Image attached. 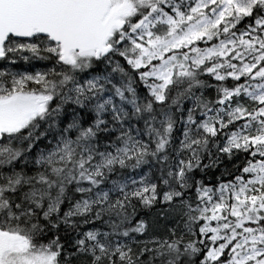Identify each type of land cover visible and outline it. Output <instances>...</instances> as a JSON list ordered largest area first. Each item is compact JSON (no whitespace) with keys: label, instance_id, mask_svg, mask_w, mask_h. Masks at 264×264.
I'll return each instance as SVG.
<instances>
[{"label":"snow or ice","instance_id":"obj_1","mask_svg":"<svg viewBox=\"0 0 264 264\" xmlns=\"http://www.w3.org/2000/svg\"><path fill=\"white\" fill-rule=\"evenodd\" d=\"M24 52L52 67L0 71V264H264V0H0Z\"/></svg>","mask_w":264,"mask_h":264},{"label":"trees","instance_id":"obj_2","mask_svg":"<svg viewBox=\"0 0 264 264\" xmlns=\"http://www.w3.org/2000/svg\"><path fill=\"white\" fill-rule=\"evenodd\" d=\"M29 56L31 57V54L28 52H24L21 54H9L7 59H0V71H11L13 73H35L36 71H44L50 67H52V63L50 61H43L38 60L34 58H30L28 60H25L23 57ZM14 61V62H13ZM109 68L107 71H110ZM90 75H96L98 73H104L107 74L105 71L104 65H98L97 67L89 70ZM204 79L208 80L209 83H215L211 80L209 77H204ZM231 83V82H229ZM141 96L146 94V90L141 86L138 89ZM208 97H213L215 94L214 89H207L205 93ZM69 109L72 106H66ZM130 109V106H128ZM81 111V115H85V112L83 110ZM93 114L87 113L86 114V120L87 122L91 121V117ZM71 117V112H67L64 117H62L63 123L66 124L68 122V119ZM109 118L110 117H106ZM177 118H179V114L177 113ZM47 125L41 126L39 131H44ZM139 127H143V121L139 122ZM182 131V127L178 124L176 131L173 133L174 136V143L178 142L180 138V134ZM51 133L48 136V139H51ZM48 139L41 138L40 140L36 141L33 150L32 155L35 156L36 153L42 149L45 148L48 145ZM204 163H209V160L207 158L204 159ZM236 160H228L227 157H221V161L217 166L211 167L206 170L204 173L197 172L196 176L197 178H202L206 184L215 185L217 183V177H221V179L227 180L231 177L222 175L225 172V169L232 170L233 164L236 163ZM149 170V166H142L141 169L138 170H132V169H118L117 173L111 174L109 177V181L107 183V187L111 186L112 180H125L129 178H138L137 173H143L147 172ZM115 198V196L113 197ZM166 206L163 204H156L151 208H143L137 205V214L134 218L135 220L143 219L147 226H148V232L145 237H140V239H147L154 235H163L168 228L175 226V221L171 217L165 219L163 213L165 211ZM87 227H92V225H87ZM53 234H49V238H51ZM62 239H65L63 230H61L60 233Z\"/></svg>","mask_w":264,"mask_h":264}]
</instances>
